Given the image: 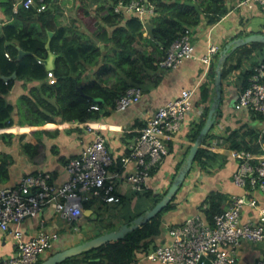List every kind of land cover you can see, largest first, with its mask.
<instances>
[{"label":"trees","instance_id":"16d2710c","mask_svg":"<svg viewBox=\"0 0 264 264\" xmlns=\"http://www.w3.org/2000/svg\"><path fill=\"white\" fill-rule=\"evenodd\" d=\"M93 1L63 0L58 4H50L41 13L23 8L13 13L12 2L6 0L3 3V12L11 21L0 25V129L6 128L5 132H12L14 125H27L30 130L36 127L50 130L60 128L61 124L64 128L69 123H92L109 117L115 108L116 99L127 89L142 88L154 80L156 83L161 80V71L165 70L159 68V63L176 40L200 25H216L229 12V0H150L154 5V14L144 25L135 14L114 13L115 6L135 0H95L94 9ZM66 2L72 4L68 6ZM65 8L76 11L77 15L69 22L62 23L59 15ZM85 20L95 21L94 25L89 26L92 29L89 34L82 29ZM48 32L54 33L50 50L57 55L53 71H47L43 63L38 61V58L47 57L45 45ZM263 46L252 43L232 52L225 62L222 80L231 71L239 69L243 61ZM17 47L31 54L23 59H16ZM5 54L9 55V59ZM49 72L52 77H49ZM251 72V69L245 72L244 86H247L246 79ZM13 73H16L15 80L3 79ZM210 76L214 77V66L210 70ZM109 78H113V83L106 85ZM15 81L23 82L26 89L29 84L32 85L12 105L6 101L5 96ZM199 94L200 101L196 104H205L206 107L201 126L198 128L197 125L192 134V142L197 139L209 110L207 103L211 95L210 89L204 85ZM92 106H97L98 110L92 109ZM220 112L217 117L221 116ZM250 113L253 120L264 119ZM13 115L17 116L18 122H15ZM76 130L81 129L74 127L65 132L73 133ZM59 133V130L33 131L34 138L22 144L24 154L33 160L39 155L40 146L44 144L36 137L43 134L47 138H55ZM13 137L14 134L3 133L0 135V142L8 146ZM260 137L264 143V132L244 124L233 130L227 140L232 149L237 151L261 153ZM169 149L171 152L170 144ZM128 154L129 151L124 157ZM124 157L115 163L121 165ZM7 158V154H0V181L8 177V167L13 164V159L7 161ZM213 158L215 159L213 153L199 148L194 162H197L202 171L208 173L211 168L209 161L214 160ZM180 165L176 167L175 175ZM157 170L158 167L153 169L150 176ZM139 195L149 199L152 192L148 190ZM175 197L151 221L128 233L124 239L110 241L61 264H135L139 257L158 247L153 245L154 239L163 230L161 217L175 208ZM229 199L227 194L210 192L200 206L206 205L202 209L205 219L212 221L215 215L224 212ZM92 205V202L86 203V210H92L96 222L103 221V215L98 213L100 209H93ZM134 219H130L128 223Z\"/></svg>","mask_w":264,"mask_h":264},{"label":"built area","instance_id":"2783aa9c","mask_svg":"<svg viewBox=\"0 0 264 264\" xmlns=\"http://www.w3.org/2000/svg\"><path fill=\"white\" fill-rule=\"evenodd\" d=\"M61 1L20 0L19 6L41 13L50 4ZM235 7H258L264 17V0H236ZM17 11L15 8L14 12ZM114 13L135 14L146 25L147 19L154 14V5L150 0H135L115 6ZM219 52V46L210 45L204 55L197 57L191 32L187 31L171 45L159 68L169 71L185 60L197 59L203 67L207 84L210 82L211 66ZM5 56L9 59L8 54ZM251 70V75L246 79L248 85L244 86V78L241 84L236 85L238 98L234 109L264 117V60ZM49 77H52L51 72ZM196 93L195 89L182 90L178 97L157 109L137 130L129 154L122 159L126 169L124 181L135 194L149 190L151 171L169 155V142L176 138L182 127L188 125L189 133H193L201 121L204 108L196 105ZM141 94L139 87H130L116 99L114 110L123 111L139 103ZM91 108L98 110L97 106ZM73 125L84 127L83 124ZM86 129L88 132L94 131L90 126ZM260 144L261 153L232 152V157L238 161L233 182L242 194L230 196L224 212L215 215L212 221L195 214L182 224L169 227V242L143 258L161 264H237L244 245H263L256 264H264V207L254 197L255 193L264 195V143L260 140ZM112 165L113 159L107 150L105 138L97 135L79 155L68 160L65 165L67 179L62 184L56 185L50 173L39 172L22 176L13 187L0 189V231H11L14 226L11 233L16 247L13 255L0 258V264H38L39 258L59 238L60 229L47 230V220L40 218L38 230L25 239L19 228L25 219L36 218L46 209H52L55 217L64 223L75 224L85 217L86 203L94 202L96 207L100 203L119 202L115 182L117 176L110 174ZM129 166H132L131 169H128ZM245 209L256 212L245 220Z\"/></svg>","mask_w":264,"mask_h":264},{"label":"crops","instance_id":"0c3cea01","mask_svg":"<svg viewBox=\"0 0 264 264\" xmlns=\"http://www.w3.org/2000/svg\"><path fill=\"white\" fill-rule=\"evenodd\" d=\"M5 1L6 0H0V25H4L11 21V18H7L3 12V3H5ZM7 1L12 2L13 13H17L19 9L22 8L19 6L20 0ZM235 2L236 0H229L228 14L216 25L211 27L200 25L192 29L191 39L195 46V54L197 57L204 55L210 45L219 46L221 52L228 42L236 38L245 37L255 33H263L262 28L264 27V17L259 8H236ZM15 8L18 9L17 12H14ZM217 60L218 57L212 65L214 68ZM262 60H264V46L256 49L251 54L250 58L243 61L242 66H240L239 69L231 71L229 75L222 80V101L217 112L218 116L221 111V116H216L215 126L210 130L209 138L205 139L200 147L213 153L215 159H210L209 164H211V168L208 173L202 171L197 162L193 163L190 173L186 176L184 183L176 194L174 200L175 208L165 212L161 217L163 230L161 234L154 239L153 246H160L169 242L170 239L167 234L169 227L180 225L187 218L195 214H200L204 217L202 209H205L206 205L202 207L200 206L204 204L203 202L210 192L217 191L227 194L229 197L242 194V191L237 188L233 182L238 161L232 157V152L237 150L232 149L231 144L227 139L233 130L238 129L244 124H248L251 128L264 132V119L260 120L257 118L253 120L250 112L236 111L234 109V105L238 98V87L236 85L241 84L247 70H250L256 63ZM203 75V67L197 59L185 60L173 70L161 71V80L157 83L155 82L156 80H154L151 84L140 88L142 94L139 103L123 111L118 112L113 110L109 117L100 121L83 123L84 127L91 125L94 130L93 132H88L86 128L79 126L81 129L80 131L76 130L73 133H66V130L75 127L70 123L68 127L63 128L61 124L60 128L57 127L50 130L39 127H36L35 129L31 128L30 130L27 125H14L12 126V132H5L4 130L6 128L0 129L3 130V132H0V135L3 133H11L15 135L16 138L14 139H20V137L24 135L28 136L30 131H60L59 135L55 138H43L44 146H40L39 155L33 160L29 159L25 154L15 152V155H12L11 157L13 159V164L8 167V177L5 180L0 181V189L13 187L17 185L22 176L39 172L50 173L51 180L56 185L62 184L67 179L65 165L68 160L79 155L98 135L105 138L107 150L113 159L114 164L110 168V174L113 177L117 176L115 177V182L118 185L117 194L120 199L117 203L106 205H115L124 201L135 203L136 197H139L140 195L135 194L130 189V186L125 183L124 175L126 174V169L122 164H116L115 161L121 159L126 153H128L130 146L134 143L137 130L143 126L145 120L168 101L178 97L182 90L195 89L197 91L195 98L196 103L200 101L199 90L205 85L211 92L209 102L207 103L210 106L214 95V77L210 76V82L206 84ZM15 79L16 77L12 80ZM229 81L232 82L231 85L228 84ZM235 82L237 84H235ZM31 85L32 84H29L26 89L23 87V82L15 81L12 89L5 96L6 101L15 105L17 99L25 94ZM196 105L202 106L204 109L206 107L205 104L201 103ZM13 117L15 122H18L17 116L13 115ZM203 117L198 125L201 124ZM188 129L189 126L184 125L176 138L169 142L172 149L171 152L158 166L157 172L151 176L149 180V190L152 192V196L149 199L139 202V204L136 202L135 207L136 205H139V207L130 208L126 211V215L122 216L123 218L121 221H112L115 223L100 225L95 219H88L90 222L89 226L85 227L83 232L80 231L79 236L73 233L69 235V238L64 237L63 244L64 242L66 244V242H71L72 240L75 241L74 245H76L81 241L91 239L104 232L117 230L122 225L127 224L130 219L137 218L139 213L143 214L148 209H151L154 202H156V200L165 194L170 188L176 167L179 164H182L193 144H190V141H192V134L197 128L193 133H189ZM127 137L128 140L124 141ZM29 140L31 141L32 139ZM11 145L6 146L0 142V153H5L9 156V152L12 150L10 149L12 148ZM56 151L57 153H55ZM131 167L132 166H129L128 169H131ZM254 197L258 204L264 207V195L261 193H255ZM254 211L255 210L252 211L251 209H245V220L249 219V216H252ZM40 218H45L47 220V230L51 231L54 230V228H58L55 225L56 223L53 222L55 218L53 210L46 209L40 216L25 219L21 223L19 228L25 239L31 237L38 230ZM86 222L87 219L84 217L81 221L75 224L83 225ZM94 222H96V227H93ZM13 229L14 226L11 227V231ZM11 231H0V258L10 257L16 252ZM71 246L73 245H69L66 248ZM151 248L153 247L151 246ZM262 251L263 245H244L239 254L237 264H256ZM143 257L144 256L139 257L135 264H161L147 261Z\"/></svg>","mask_w":264,"mask_h":264},{"label":"water","instance_id":"95a60500","mask_svg":"<svg viewBox=\"0 0 264 264\" xmlns=\"http://www.w3.org/2000/svg\"><path fill=\"white\" fill-rule=\"evenodd\" d=\"M48 39L45 45L47 51V57L45 59L38 58V61L43 63L47 71H53L55 69V60L57 55H55L50 50V41L54 35L53 32H48ZM252 43H259L264 45V33H255L245 37L236 38L230 42H228L222 51L218 55V60L215 65L214 71V88L213 92L214 95L212 97V101L209 106L208 114L205 120V123L200 130L197 139L191 145L187 156L185 157L184 161L182 162L181 166L179 167L176 175L173 178L172 184L163 198L158 201L151 209H148L143 214L139 215L137 218L131 221V223H127L122 225L117 230L107 231L102 234L97 235L91 239H87L73 245L71 247L65 248L61 251L53 253L49 255L46 259H44L39 264H61L67 259L80 256L83 253L92 251L97 249L104 244L113 241V240H121L124 239L128 233L135 231L136 229L140 228L144 224L151 221L157 214H159L167 205L172 201L175 197L179 188L185 181L186 176L190 173L194 159L196 154L201 147V144L206 139L207 135L209 134L210 130L215 124L217 112L222 101V72L224 69V65L228 57L231 55L232 52H235L237 49L244 47L246 45ZM18 53L16 59H23L26 56H29L31 53L24 51L17 47ZM16 77V73H13L11 76L3 77L5 81H9ZM92 214L91 210H85L84 216L89 217ZM92 219H96L95 215L92 216ZM96 222H94L93 227H96Z\"/></svg>","mask_w":264,"mask_h":264},{"label":"rangeland","instance_id":"374dc122","mask_svg":"<svg viewBox=\"0 0 264 264\" xmlns=\"http://www.w3.org/2000/svg\"><path fill=\"white\" fill-rule=\"evenodd\" d=\"M68 6H70L72 3L71 2H66ZM96 5V2L95 0L93 1V4L92 5ZM95 5L94 7H92L93 9L95 8ZM75 15H77L76 11H70L68 9H64V11H62L61 15L60 16V21L62 23H67L70 21L71 18H73ZM83 26H82V29L87 32L88 34L90 33V31H92V29L89 28V26H92L95 24V21H90V20H85L83 22ZM262 28V27H261ZM262 32H264V27L262 28ZM113 83V78H109L107 80V83L106 85H109V84H112ZM20 102V101H18ZM112 114V113H111ZM206 120V119H205ZM217 125V124H216ZM74 126V125H73ZM201 126L198 125V128ZM215 126V125H214ZM85 128V127H84ZM32 132L33 131H30L29 133V137L27 135H24L22 136V139H14L16 137H13L10 141L11 144H9V146L11 145L12 149L10 152H9V158H7V161L9 160H12L10 159L12 157V155H15V152H19V153H22L24 154V149L22 148V144L30 141L29 139H33V135H32ZM85 132V131H84ZM37 139L41 140L43 142V138H46L45 136L42 135H38V137H36ZM128 140V137L124 139V141H127ZM42 151V149H41ZM40 151V152H41ZM1 154V153H0ZM1 157H4L3 155ZM148 198L146 197H143V196H139V197H136V202H143L145 200H147ZM135 202V203H136ZM93 203V209H100L98 211V213L102 214L103 215V221H99V224L100 225H103V224H106V223H115V222H118V221H121L122 220V216L123 215H126V211L129 210L130 208L134 207V208H138L139 205L135 207V203H131V202H122V203H118V204H115V205H110V206H107L106 204H99L98 206L94 207V202ZM93 216V212L92 214L88 217H86L87 219V222L83 225H79V224H67V223H64L60 218L58 217H55L53 222H55L56 226L58 228H60V236L58 239H56L55 241L52 242V247L50 249H48L47 251L44 252V254L42 255V258L40 257L39 260L40 261H43L44 259H46L49 255H51V253H56L58 251H61L63 249H65L67 246L69 245H74L75 241H72L71 242H64L63 244V238L64 237H67L69 238V235L71 234H76V235H80L79 232H83L84 228L85 227H88L89 226V220L88 219H91ZM112 221H115V222H112ZM108 226V225H107ZM106 226V227H107ZM76 232V233H75ZM79 240V239H78ZM49 251V252H48ZM51 251V252H50Z\"/></svg>","mask_w":264,"mask_h":264},{"label":"bare ground","instance_id":"6f19581e","mask_svg":"<svg viewBox=\"0 0 264 264\" xmlns=\"http://www.w3.org/2000/svg\"><path fill=\"white\" fill-rule=\"evenodd\" d=\"M90 127H91V125H90ZM53 245V244H52ZM52 247V246H51ZM49 252V251H48ZM51 252V251H50ZM52 254V253H51ZM41 258H42V256H41ZM40 261V260H39Z\"/></svg>","mask_w":264,"mask_h":264},{"label":"clouds","instance_id":"9594fccd","mask_svg":"<svg viewBox=\"0 0 264 264\" xmlns=\"http://www.w3.org/2000/svg\"><path fill=\"white\" fill-rule=\"evenodd\" d=\"M209 135V134H208ZM204 142V141H203ZM194 143V142H193Z\"/></svg>","mask_w":264,"mask_h":264}]
</instances>
